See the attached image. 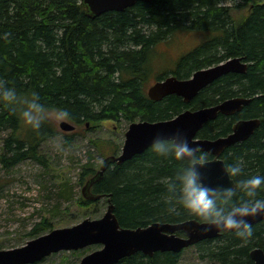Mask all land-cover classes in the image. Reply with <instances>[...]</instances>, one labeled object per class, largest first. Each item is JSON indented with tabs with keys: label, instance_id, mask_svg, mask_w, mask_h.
I'll return each instance as SVG.
<instances>
[{
	"label": "trees",
	"instance_id": "trees-1",
	"mask_svg": "<svg viewBox=\"0 0 264 264\" xmlns=\"http://www.w3.org/2000/svg\"><path fill=\"white\" fill-rule=\"evenodd\" d=\"M249 7L248 16L237 22L234 11ZM181 32H203L209 39L177 61L173 74L179 79L232 58H244L249 64L246 74L222 77L190 104L178 96L159 102L150 99L146 86L153 75L157 47ZM167 77L161 75L159 80ZM0 79L18 94L14 104L0 100V167L6 173L25 161L49 166L42 146L61 134L49 118L39 129L24 122V101L36 93L47 108L66 109L67 120L79 125L113 121L130 126L172 119L186 109L235 97L252 98L240 113L220 115L206 124L199 138L225 137L238 120L261 119L254 135L227 148L222 159L232 163L242 158L244 175L264 174V0H153L95 18L88 16L82 0H0ZM186 162L160 156L150 148L122 165L108 167L91 190L106 197L86 202L113 204L124 228L154 222H205L179 205L170 210L166 199V181ZM88 171L92 177L97 173L92 168ZM258 195L264 198V187ZM242 196L238 192L233 202ZM253 228L247 240L230 232L197 246L203 258L219 264H254L251 251L264 250V221ZM51 229L38 224L29 237ZM181 254L157 253L148 258L137 253L118 264H178Z\"/></svg>",
	"mask_w": 264,
	"mask_h": 264
},
{
	"label": "water",
	"instance_id": "water-1",
	"mask_svg": "<svg viewBox=\"0 0 264 264\" xmlns=\"http://www.w3.org/2000/svg\"><path fill=\"white\" fill-rule=\"evenodd\" d=\"M153 0H82L89 17L95 18L109 12H124L138 2L150 3ZM248 63L244 58H232L217 65L196 71L188 79H179L170 75L158 80L148 90V96L154 101H162L169 96H178L190 104L199 94L222 77L234 74H246ZM252 98L235 97L216 105L196 110L186 109L172 119L155 122L138 121L130 124L121 153L103 160L100 170L83 186V197L90 201L104 199L105 195L92 193V187L103 179L108 167L122 165L151 147L153 139L160 135L171 137L180 129L190 143L199 145L212 157L201 169L205 182L212 187H230L235 181L224 170L222 159L227 148L250 139L261 125V119L238 120L232 132L225 137L215 139L199 138V133L211 121L221 116H234L249 106ZM60 127L64 131L75 130V125L63 121ZM252 225L264 221V213L249 218ZM235 230L209 227L206 222L188 220L182 223L154 222L138 228H124L110 204L102 217L86 218L81 222L51 232L29 241L23 247L0 249V264H37L52 254L62 251H79L89 246L99 245L97 250L85 256L79 264H118L121 260L137 253L152 258L157 253L172 252L181 254L184 250L200 243L221 237ZM254 264H264V250L255 248L250 253Z\"/></svg>",
	"mask_w": 264,
	"mask_h": 264
},
{
	"label": "rangeland",
	"instance_id": "rangeland-1",
	"mask_svg": "<svg viewBox=\"0 0 264 264\" xmlns=\"http://www.w3.org/2000/svg\"><path fill=\"white\" fill-rule=\"evenodd\" d=\"M250 9L234 11L236 21L242 22ZM207 39L209 35L203 32H181L169 43L160 44L146 93L161 75H174L177 61ZM48 118L54 121L61 132L42 146L49 166L25 161L9 173L0 167V186H3L0 190L2 250L23 247L33 240L29 237L30 232L38 224L51 226L52 229L69 227L86 218L102 217L108 208L107 200L88 205L82 189L92 177L87 174L89 169L92 168L95 174L105 158L121 153L129 125L113 121L79 125L70 121L76 128L69 132L60 127L61 122L67 118ZM65 193H70V197H66ZM48 232L50 230L41 235ZM100 249L101 246L93 245L79 251H62L37 264H79L85 256ZM203 253L198 246L188 248L182 252L178 264H219L203 258Z\"/></svg>",
	"mask_w": 264,
	"mask_h": 264
},
{
	"label": "clouds",
	"instance_id": "clouds-1",
	"mask_svg": "<svg viewBox=\"0 0 264 264\" xmlns=\"http://www.w3.org/2000/svg\"><path fill=\"white\" fill-rule=\"evenodd\" d=\"M17 90L0 79V100L8 104L17 101ZM27 107L21 113L24 122L33 129H39L49 116L64 120L69 117L66 109H49L33 93V98L24 101ZM151 149L163 157L186 160L174 177L166 181L167 202L170 210L179 205L188 212L204 219L209 227L235 230V234L247 240L254 234L250 217L264 213V198H259V190L264 187V174L244 175L245 161L240 158L225 163L224 170L235 183L230 187H212L205 182L201 169L208 163V153L199 145L189 142L185 134L177 129L171 137L157 135ZM239 179H235L238 178ZM243 193L238 202H233L237 193ZM246 197V198H245Z\"/></svg>",
	"mask_w": 264,
	"mask_h": 264
},
{
	"label": "flooded vegetation",
	"instance_id": "flooded-vegetation-1",
	"mask_svg": "<svg viewBox=\"0 0 264 264\" xmlns=\"http://www.w3.org/2000/svg\"><path fill=\"white\" fill-rule=\"evenodd\" d=\"M208 159L210 160V159H212V157H208Z\"/></svg>",
	"mask_w": 264,
	"mask_h": 264
},
{
	"label": "bare ground",
	"instance_id": "bare-ground-1",
	"mask_svg": "<svg viewBox=\"0 0 264 264\" xmlns=\"http://www.w3.org/2000/svg\"><path fill=\"white\" fill-rule=\"evenodd\" d=\"M239 87V86H238ZM104 123V122H103ZM124 135V134H123ZM165 205V204H164ZM254 250V249H253Z\"/></svg>",
	"mask_w": 264,
	"mask_h": 264
}]
</instances>
